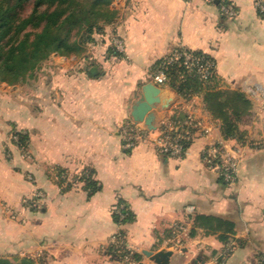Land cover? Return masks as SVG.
I'll return each mask as SVG.
<instances>
[{
    "label": "crops",
    "instance_id": "crops-1",
    "mask_svg": "<svg viewBox=\"0 0 264 264\" xmlns=\"http://www.w3.org/2000/svg\"><path fill=\"white\" fill-rule=\"evenodd\" d=\"M110 1L117 19L104 32L113 29L122 40L119 56H108L107 42L95 36L85 55H50L24 93L0 83V258L154 264L143 251L165 249L168 264H255L264 254V12L257 0H229L233 17L217 0ZM176 47L209 56L214 88L238 90L250 102L236 122L242 140L229 141L242 149L233 183L202 161V149L221 133L201 94L185 98L165 86L153 107L155 125L190 116L209 128L192 131L181 157L160 153L149 140L124 146L119 127L131 120L149 73ZM16 133L24 136V151L12 139ZM87 169L100 185L90 195L81 180ZM118 201L130 221H114ZM196 215L229 221L232 233L221 241L218 232L194 227ZM117 233L138 261L126 263L109 250Z\"/></svg>",
    "mask_w": 264,
    "mask_h": 264
},
{
    "label": "trees",
    "instance_id": "trees-1",
    "mask_svg": "<svg viewBox=\"0 0 264 264\" xmlns=\"http://www.w3.org/2000/svg\"><path fill=\"white\" fill-rule=\"evenodd\" d=\"M110 3V0H0V82L14 85L30 77L38 65H41L51 54L68 57L69 53L77 51L83 43L93 42V34L104 33V27L112 25L117 19V11ZM28 4L31 5L30 10L21 16L20 10ZM79 31H81L79 36L81 44L69 43ZM106 52L108 56L120 55L112 45L108 44ZM162 60L163 58L157 64ZM168 71L169 87L178 94L185 98L193 94L202 95L205 109L220 123L222 139L242 140L243 134L236 122L250 109V102L243 93L238 90L215 89L212 85L215 80L213 67L205 81L200 80L195 73L189 72L181 61L169 65ZM180 74L181 78H179ZM184 130H187V127L183 126V132ZM16 136L19 146H22L24 136L21 133H16ZM85 173L81 176V180L90 195L98 191L100 185L91 178L90 170H85ZM118 202V205H122L120 209L122 217L113 215L114 221L117 223L130 221L132 213L127 205L122 201ZM193 222L195 228L218 232L221 241H226L233 230L231 222L218 217L196 215ZM192 234L194 230L189 233ZM109 250L118 253L120 257L128 253L112 246ZM129 256L135 261L140 257L133 252ZM0 264L34 263L27 258L15 263L0 258Z\"/></svg>",
    "mask_w": 264,
    "mask_h": 264
},
{
    "label": "built area",
    "instance_id": "built-area-1",
    "mask_svg": "<svg viewBox=\"0 0 264 264\" xmlns=\"http://www.w3.org/2000/svg\"><path fill=\"white\" fill-rule=\"evenodd\" d=\"M213 1V0H209ZM220 11L228 17H233L235 9L229 0H217ZM255 8L259 12H264V0H257L254 3ZM106 42L112 45L113 48L121 53L123 52V42L114 31L106 33ZM181 61L189 72L195 73L200 80H207L213 67V62L206 54L196 52L183 47H176L172 49L163 60L157 64L149 73V81L160 85L169 86L170 73L168 66ZM182 75L180 74L179 78ZM259 94L264 98V91L259 89ZM193 95H190L191 98ZM183 126L187 130L183 132ZM201 129L204 134L210 132L209 128L201 127L200 123L194 121L188 116L182 123L175 121L163 122L154 130H147L141 123H134L132 120L126 121L119 127V132L123 137L124 146L127 148L133 147L138 140H149L153 142L157 150L171 157H181L186 148L187 142L191 140V133L193 130ZM183 132V133H182ZM230 139L225 140L219 138L208 144L201 151V158L205 167L216 174L224 183H233L237 178L239 163L242 156V149L240 145L229 143ZM38 197V194H34ZM122 205H115L112 209L113 215H119ZM176 231L182 230V227L175 226ZM166 244L171 245V249L178 248L177 240H165ZM109 243L115 249H122L125 252L124 261L129 263L131 261L129 249L126 241L121 233H117L109 239ZM264 262V254L256 258L255 264H262Z\"/></svg>",
    "mask_w": 264,
    "mask_h": 264
},
{
    "label": "water",
    "instance_id": "water-1",
    "mask_svg": "<svg viewBox=\"0 0 264 264\" xmlns=\"http://www.w3.org/2000/svg\"><path fill=\"white\" fill-rule=\"evenodd\" d=\"M165 85H160L147 81L141 86L140 96L138 100L131 106L130 118L134 123H141L147 130H154L159 125H155L153 116V107L160 103V90ZM163 108L167 104L163 102ZM154 264H168V258L171 255L170 250H160L155 253L143 251Z\"/></svg>",
    "mask_w": 264,
    "mask_h": 264
},
{
    "label": "rangeland",
    "instance_id": "rangeland-1",
    "mask_svg": "<svg viewBox=\"0 0 264 264\" xmlns=\"http://www.w3.org/2000/svg\"><path fill=\"white\" fill-rule=\"evenodd\" d=\"M110 5H111V3H110ZM30 7H31L30 4L24 5L23 9L20 10V15L21 16H24L30 10ZM110 31H113V29L109 30L107 33H109ZM80 32L81 31H79V34L78 35H76L73 38H71L69 40V43H72V44L74 43V45L81 44L80 43L81 41H79ZM104 33H102V34L95 33V34H93V37H95V36L97 37L98 36V37H100L99 39H104V41L106 42V40H105L106 33L105 34ZM90 43H86V44L83 43L80 46V48L77 49V51L74 50V52L69 53L68 56L70 57V56H82V55H85V52H86L85 48H86L87 44H90ZM53 54H56V53H53ZM53 54H51V55H53ZM56 55H59V54H56ZM40 74H41V65L39 64L38 67H37V69H36V71L34 73H32L30 77H27V78L23 79L22 81L15 83L14 85H8V84H6L4 82H0V83L6 84L8 86H17V88L21 90L20 92L21 93H24V91L27 88V86H29L32 83L33 80L35 82L37 80H40ZM12 139L16 141L17 140V136L15 134L14 135L12 134ZM21 144H22V146H19V144L17 146H18L19 150L24 151V149H25V142H24V140H23V142Z\"/></svg>",
    "mask_w": 264,
    "mask_h": 264
}]
</instances>
